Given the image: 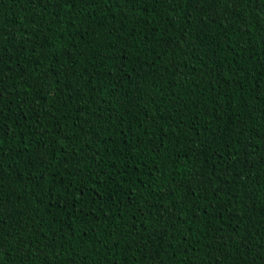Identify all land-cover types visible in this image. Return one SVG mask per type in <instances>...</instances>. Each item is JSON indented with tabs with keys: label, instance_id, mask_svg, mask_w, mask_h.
I'll return each instance as SVG.
<instances>
[{
	"label": "trees",
	"instance_id": "1",
	"mask_svg": "<svg viewBox=\"0 0 264 264\" xmlns=\"http://www.w3.org/2000/svg\"><path fill=\"white\" fill-rule=\"evenodd\" d=\"M0 264H264V0H0Z\"/></svg>",
	"mask_w": 264,
	"mask_h": 264
},
{
	"label": "snow or ice",
	"instance_id": "2",
	"mask_svg": "<svg viewBox=\"0 0 264 264\" xmlns=\"http://www.w3.org/2000/svg\"><path fill=\"white\" fill-rule=\"evenodd\" d=\"M209 2H210L211 4H213V5H215V4L219 3L220 0H209ZM236 2H237V0H233V6H236ZM195 182H196V181L194 180V183H195Z\"/></svg>",
	"mask_w": 264,
	"mask_h": 264
}]
</instances>
